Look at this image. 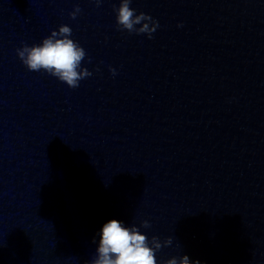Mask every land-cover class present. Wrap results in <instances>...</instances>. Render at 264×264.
I'll use <instances>...</instances> for the list:
<instances>
[{"label": "clouds", "instance_id": "9594fccd", "mask_svg": "<svg viewBox=\"0 0 264 264\" xmlns=\"http://www.w3.org/2000/svg\"><path fill=\"white\" fill-rule=\"evenodd\" d=\"M94 2L99 7L102 0ZM130 3L131 0H120L119 7L115 9L118 29L127 30L129 33H146L151 39L152 33L159 27L158 21L143 12L137 15ZM80 11L79 6H76L69 15L75 19ZM136 25L142 26L136 28ZM71 34L72 29L68 25H61L58 31H52L40 44L30 47L25 44L16 49V53L29 71L43 70L66 83L69 88H77L79 82L92 73L81 68L86 52L76 41L69 38ZM110 71L115 74L114 69ZM141 226L148 228L150 224L145 220ZM172 240V237H168L163 241V246L171 245ZM161 247L162 244L156 236L149 242L148 237L135 225L128 227L123 221L111 219L100 229L96 257L90 264H157L155 253ZM164 264H201V261H192L187 255H183L179 258L172 257Z\"/></svg>", "mask_w": 264, "mask_h": 264}]
</instances>
